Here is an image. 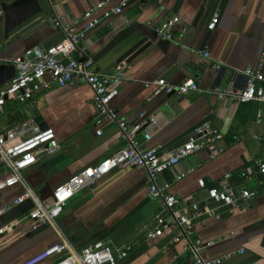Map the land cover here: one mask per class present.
<instances>
[{
  "label": "crops",
  "instance_id": "1",
  "mask_svg": "<svg viewBox=\"0 0 264 264\" xmlns=\"http://www.w3.org/2000/svg\"><path fill=\"white\" fill-rule=\"evenodd\" d=\"M15 1L0 0V65L12 64L30 48L59 44L64 34L48 23L50 17L65 25L79 19L77 29L83 31L88 21L82 20V15L106 0H37L40 14L5 37L1 5ZM107 1L104 10L123 2L125 6L120 14L85 32L81 41L96 71L111 74L124 64L116 65L133 46L144 40L150 45L124 65L126 80L111 108L130 124L142 111L154 114L156 126L147 147L163 155L195 137V129L203 123L208 122L219 132L221 139L214 156L208 151L195 153L165 171L159 182L167 184L179 201L177 211L213 210L211 217L195 222L192 228L193 236L208 244L203 251L206 259H221V264H264V177L256 167V162L264 163V105L220 101L213 93L216 88L243 89L246 80L242 72L248 68H259L264 74V0ZM102 13L97 12L93 18ZM172 17L180 19L186 32L176 28L173 41L163 40L156 35L155 27ZM213 18L218 24L209 31L207 26ZM188 79L197 83L198 92L161 94L149 101L156 81L176 86ZM257 89L264 93V84H257ZM37 118L54 132L60 146L55 155L40 159L24 172L27 184L47 208L53 203L57 186L112 156L121 143L112 125L105 126L100 136L96 134L97 112L87 86L70 84L37 94L23 104L6 102L0 109V134L24 123L37 125ZM138 139H142L141 134ZM181 174L185 177L177 181ZM4 176L0 168V180ZM244 176L251 180L246 182ZM198 180L205 188L197 184ZM225 185L237 191L247 187L256 197L239 209L218 208L206 200L208 188ZM147 189L143 171L129 167L113 170L72 198L57 224L76 250L106 241L116 246L130 245L129 264H189L191 255L183 250V244H171L178 234L175 226L161 237L147 238L146 230H153L158 218L170 220ZM22 194L19 186L0 192V229L9 228L0 235V264H22L60 241L50 227L28 219L35 207L31 200L4 210Z\"/></svg>",
  "mask_w": 264,
  "mask_h": 264
},
{
  "label": "built area",
  "instance_id": "2",
  "mask_svg": "<svg viewBox=\"0 0 264 264\" xmlns=\"http://www.w3.org/2000/svg\"><path fill=\"white\" fill-rule=\"evenodd\" d=\"M108 1L98 3L88 9L81 17L88 21L83 31H78V20L70 24H62L55 17H50L48 23L64 34V39L50 48L33 47L26 50L21 56L13 60L15 76L6 85L0 88V109L8 101L23 104L35 98L37 94L48 92L58 87L63 88L70 84L87 86L93 94V105L97 112L95 127L96 134L100 136L102 129L107 125L116 128L121 147L112 156L99 164L85 168L72 176L67 182L57 186L53 191V203L45 208L33 190L29 187L24 177V172L37 164L44 157L55 155L60 146L54 132L50 129L41 131L33 123H24L0 134V168L4 169L5 176L0 180V192L4 189L19 186L23 194L5 207V211L13 206L31 200L34 210L28 219L41 226L50 227L59 237V242L36 255L26 259L22 264H129L127 263L131 252L130 245L116 246L106 241H95L92 244L76 250L61 232L57 220L63 213L66 204L77 194L87 188L93 187L97 181L110 172L120 168H133L145 173L148 183V195L154 201L160 202L163 213L170 216L167 221L163 217L157 219L153 230H146L148 239L161 237L169 227L175 226L178 234L173 237L171 244H183V250L191 255L189 264H221V259L209 260L203 256L204 244L193 236L192 228L195 222L211 217L213 210L201 212L194 208L191 211H177L179 201L169 192L167 184H161V175L174 168L181 161L188 159L200 151H208L214 156L215 146L220 141L221 135L206 122L195 129L193 138L170 154H161L158 149L147 147L152 135L151 130L156 126L154 114L146 111L140 112L135 123H128L118 116L111 108L112 101L118 96L122 83L126 80L124 64L117 67L111 74L98 73L93 60L81 48L84 33L94 29L101 21L121 13L125 6L123 2L117 7L104 10ZM103 11L102 16L93 18L94 14ZM218 19L213 18L207 26L209 31L215 30ZM179 28L181 33L186 32V27H181L178 17H172L155 27L156 35L167 41L174 40V30ZM80 54L83 57H75ZM209 56L208 52L204 53ZM219 69V67H217ZM245 77V87L240 90L216 88L213 93L218 100H226L235 104L250 102L264 105V93L257 89V84H264V74L259 68H248L242 72ZM156 90L149 101L154 97L184 96L191 92H198L197 83L188 79L180 85L172 86L161 80L155 83ZM138 134L142 139H138ZM42 156V157H41ZM257 172L264 177V163L256 162ZM189 170L187 174L191 173ZM185 177L181 174L176 177L179 181ZM230 176L227 175L226 178ZM246 182L251 178L244 176ZM197 184L205 188L204 182L198 180ZM256 194L247 187L238 191L231 185L223 188H208L206 200L218 208L239 209L241 205L251 201ZM3 211L0 213L2 214ZM0 229V235L8 230Z\"/></svg>",
  "mask_w": 264,
  "mask_h": 264
},
{
  "label": "water",
  "instance_id": "3",
  "mask_svg": "<svg viewBox=\"0 0 264 264\" xmlns=\"http://www.w3.org/2000/svg\"><path fill=\"white\" fill-rule=\"evenodd\" d=\"M148 0H142L143 3ZM1 10L3 13L4 21V34L5 37L19 28L21 25L34 18L41 12V7L37 0H18L12 4H2ZM150 45L147 41H143L133 46L130 50L123 54L122 58L118 60L116 65L124 63L129 65L137 57H139ZM122 66V64H120ZM15 76V67L12 64L0 65V88L11 81ZM35 123L38 125L41 131H46L48 127L43 123L41 118H37ZM186 143V142H184ZM182 143L181 146L184 144ZM42 157V156H41Z\"/></svg>",
  "mask_w": 264,
  "mask_h": 264
}]
</instances>
